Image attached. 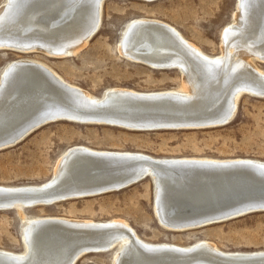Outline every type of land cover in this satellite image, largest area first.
Masks as SVG:
<instances>
[{
  "label": "bare ground",
  "instance_id": "1",
  "mask_svg": "<svg viewBox=\"0 0 264 264\" xmlns=\"http://www.w3.org/2000/svg\"><path fill=\"white\" fill-rule=\"evenodd\" d=\"M104 1L4 0L0 49L71 56L97 32ZM116 47L121 56L150 68L178 69L181 88L114 87L97 97L42 61L11 60L0 71V149L59 120L145 131L222 126L231 121L241 94L264 98V69L253 60L264 62V0L235 1L233 21L221 31L217 55L204 53L170 24L147 17L130 19ZM143 176L153 181V210L169 230L264 211V160L159 158L81 144L60 154L47 180L0 185V211L117 191ZM183 200L212 205L189 214L179 212ZM24 219L23 251L0 249V264H75L85 254L110 250L111 264H264V250L223 251L207 240L189 245L147 242L121 219Z\"/></svg>",
  "mask_w": 264,
  "mask_h": 264
},
{
  "label": "rangeland",
  "instance_id": "2",
  "mask_svg": "<svg viewBox=\"0 0 264 264\" xmlns=\"http://www.w3.org/2000/svg\"><path fill=\"white\" fill-rule=\"evenodd\" d=\"M4 0H0V4ZM236 0H105L97 32L77 53L61 57L43 51L0 49V71L11 60L32 58L50 66L65 81L94 96L106 89L137 91L181 88L178 69H154L119 54L125 24L147 17L176 28L204 53H220L222 29L233 21ZM264 69V62L253 59ZM133 61V62H132ZM136 62V63H135ZM137 151L153 157H246L264 160V98L241 94L231 121L195 129L130 130L108 124L59 120L29 132L19 143L0 149V185L37 184L53 173L60 154L72 145ZM153 181L146 176L117 191L0 211V249L23 251L24 218L64 216L95 221H126L147 242L189 245L207 240L223 251L264 250V211L188 230H169L153 210ZM112 251L89 253L75 264H111Z\"/></svg>",
  "mask_w": 264,
  "mask_h": 264
},
{
  "label": "water",
  "instance_id": "3",
  "mask_svg": "<svg viewBox=\"0 0 264 264\" xmlns=\"http://www.w3.org/2000/svg\"><path fill=\"white\" fill-rule=\"evenodd\" d=\"M152 1H154V0H152ZM143 177H145V176H143ZM65 199L66 198H61V197L53 198L52 200H48V201L42 202V204H52V203H55V202H58V201H62V200H65ZM194 203H196V204H194ZM204 203H200V201L199 202H194V201H190V200L189 201L183 200V202H179V208H180V206H183L182 207V211H179V212H190L189 214H193V213L196 214V213L205 211L207 208L210 207V205H212L211 202H207L205 204ZM31 205L32 204H27V205H24V207L27 208V207H29ZM205 225H209V224L208 223H201L200 225L192 226V227H189L188 229H193V227L194 228H198V227L205 226ZM188 229H186V230H188Z\"/></svg>",
  "mask_w": 264,
  "mask_h": 264
}]
</instances>
